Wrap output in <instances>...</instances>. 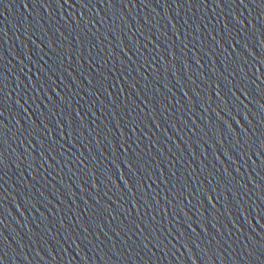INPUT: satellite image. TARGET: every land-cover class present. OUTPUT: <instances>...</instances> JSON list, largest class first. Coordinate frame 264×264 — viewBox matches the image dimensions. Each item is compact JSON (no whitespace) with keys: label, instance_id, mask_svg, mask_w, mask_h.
Segmentation results:
<instances>
[{"label":"water","instance_id":"1","mask_svg":"<svg viewBox=\"0 0 264 264\" xmlns=\"http://www.w3.org/2000/svg\"><path fill=\"white\" fill-rule=\"evenodd\" d=\"M0 264H264V0H0Z\"/></svg>","mask_w":264,"mask_h":264}]
</instances>
